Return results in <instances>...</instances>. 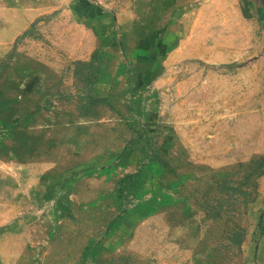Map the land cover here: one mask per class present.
I'll list each match as a JSON object with an SVG mask.
<instances>
[{"label": "rangeland", "instance_id": "obj_1", "mask_svg": "<svg viewBox=\"0 0 264 264\" xmlns=\"http://www.w3.org/2000/svg\"><path fill=\"white\" fill-rule=\"evenodd\" d=\"M0 264H264V0H0Z\"/></svg>", "mask_w": 264, "mask_h": 264}]
</instances>
